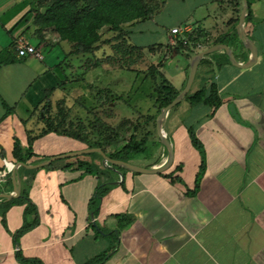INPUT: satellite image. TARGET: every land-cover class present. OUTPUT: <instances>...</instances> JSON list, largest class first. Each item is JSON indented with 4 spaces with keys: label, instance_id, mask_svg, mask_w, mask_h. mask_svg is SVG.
I'll return each mask as SVG.
<instances>
[{
    "label": "crops",
    "instance_id": "crops-1",
    "mask_svg": "<svg viewBox=\"0 0 264 264\" xmlns=\"http://www.w3.org/2000/svg\"><path fill=\"white\" fill-rule=\"evenodd\" d=\"M160 1L150 19L126 25L128 44L149 53L158 48L162 63L172 52L184 56L187 67L176 72L183 87L192 56L214 42L226 44L229 53L213 52L221 64L200 65L190 90L215 82L220 103L182 100L167 112L162 130L174 157L159 173L112 169L98 152L36 168L16 165L0 177V264H264V0H247L245 38L235 28L242 0ZM36 2L0 0V171L5 161L20 162L16 145L22 155L31 151L22 162L28 165L91 148L64 133H42L59 108L66 110L65 127L84 126L92 138L100 136L101 121L111 126L101 117H112L113 102L101 113L100 96L83 95L79 85L89 69L106 68L107 59L84 67L72 43L51 28L38 32ZM150 21L153 35L133 37ZM173 27L199 34L191 53L172 44ZM21 37L41 57L19 56L14 41ZM72 90L82 93L73 97ZM85 101L93 103L87 111L80 105ZM155 114L137 110L128 118ZM148 130L144 149L126 161L153 169L166 162L168 151L156 128ZM108 142L100 146L107 155L116 141Z\"/></svg>",
    "mask_w": 264,
    "mask_h": 264
},
{
    "label": "trees",
    "instance_id": "trees-1",
    "mask_svg": "<svg viewBox=\"0 0 264 264\" xmlns=\"http://www.w3.org/2000/svg\"><path fill=\"white\" fill-rule=\"evenodd\" d=\"M161 4L160 0H37L33 25L37 27L36 30L38 32H41L45 28H51L57 33L60 40L73 44L74 49L72 53L81 54L84 57L92 59V63L89 64H98L102 58L110 59L113 55H109L108 47L112 51L129 54V59L131 60L132 53L141 54L142 49L128 44V33L125 30L126 25L150 19L159 12ZM247 11H249V6L247 7ZM223 41V39L219 40V42ZM198 42L199 34H182L177 36L175 46H178L180 51L191 53V48L196 47ZM123 45L127 46L125 48L128 50L121 49ZM209 46L210 44L207 45V47ZM213 55L214 53L212 52L203 56L199 61L198 67L208 61L214 62L215 66L218 67L221 63L213 59ZM224 56L227 57L225 53ZM145 77H149L154 84L153 99L156 106V114L150 117L137 116L135 120L129 118L122 119L119 125L120 127H124V131L129 132V136L121 148L108 153V156L111 158L126 161L128 159L127 155L141 152L144 149L147 135L150 133L148 126H152L155 129V118L160 109L166 106L180 92L169 83L162 72L154 65L149 66ZM157 77L160 78V82L157 81ZM184 100L192 106L204 104L216 107L220 103L215 82L203 85L192 93L189 92ZM178 105L172 109H175ZM65 113L66 110L59 108L58 113L54 116L50 115L46 120L47 127L43 129L42 133H47L51 130L70 136L75 135L69 133L67 128L69 126L77 127L80 125L69 124L68 127H65ZM42 114H45V111L42 110ZM100 126L101 128L103 126L105 128H116L108 126L102 121ZM82 128L85 129L84 126ZM75 137L77 139L80 138L78 135H75ZM118 137L119 135L116 134L114 141L119 140ZM33 138L30 137V140L32 141ZM109 140L107 138L106 141ZM96 141L97 139L89 146L100 147L101 145ZM191 141L194 145L199 146V141L192 132ZM121 150L128 152L126 156L119 154ZM14 151L16 160L20 162L26 161L25 156L27 152L28 155L31 154V151L26 150L25 156L22 155L20 145H16ZM18 199L24 200L23 196H19ZM94 263L95 261L92 260L87 264Z\"/></svg>",
    "mask_w": 264,
    "mask_h": 264
},
{
    "label": "rangeland",
    "instance_id": "rangeland-1",
    "mask_svg": "<svg viewBox=\"0 0 264 264\" xmlns=\"http://www.w3.org/2000/svg\"><path fill=\"white\" fill-rule=\"evenodd\" d=\"M172 8L173 4L168 5L161 12L162 17H164L166 14H170ZM182 9L183 6L178 7V14L181 13ZM143 27L144 29L142 33L135 31L133 34V37H135L137 40L140 38L145 40L146 37L149 38L151 35H153L155 24L152 21L144 24ZM33 42L35 41L33 40ZM121 47L123 50H128L125 48L127 46L123 45ZM108 48L110 49V47ZM158 50V48H155L151 53L145 50L144 52H141V54L133 52L131 55V60L129 59V54H123L122 52H115L113 50L109 52L110 56L113 55L110 59H101V61L105 60L107 62V64H105L106 66H104L106 68H91L86 71L84 77L79 80V85L82 87L83 95L93 94L94 96H100L99 98L102 99V101L100 103L98 102V104H100L99 108L101 113L105 109H109L107 105L109 100L111 103L113 102L112 105H110V113L112 117L107 118L102 114L103 116L101 117V120L116 128H105V126H103V128L99 129L100 132H102L101 135L99 137L92 138L90 134H87L86 131H84L82 126H69L67 128L69 133L80 136L78 139L75 137V135L72 136L71 139L75 141L74 143H85L86 145H91L93 141L97 139L98 144H100L101 147H104V144L109 143L106 141L107 138H109L111 142H114L115 135L118 134L119 140L112 144L115 146L114 149H119L123 146L125 139H127L129 136V132L124 131V127H120L119 123L121 120L128 118L131 112H135L137 110H156L153 99L154 84L149 77H145V73L149 69L150 65H154L157 68L160 67L164 53L161 51V53H159ZM82 62L84 63V67H87L89 63H92V59H89V57H84ZM187 63L188 61H186L184 56L173 52L170 53L162 63L161 71L163 75L168 77V80L177 91L182 90L183 86L180 85L176 72L179 69L187 67ZM157 81L160 82L159 77H157ZM80 86H77V88H80ZM100 90L101 92H99ZM192 92H194L193 89ZM81 93V91L77 93L76 90H72L73 97H76ZM103 99H106L107 101H104ZM80 105L83 106V108L87 111L88 109L92 108L93 103L85 101L84 103L81 102ZM84 109H82V111H84ZM135 118V116L130 117V119L133 120H135ZM127 153V151L122 150L119 152L121 156H126ZM132 156L133 155L129 154L127 155V158H131Z\"/></svg>",
    "mask_w": 264,
    "mask_h": 264
},
{
    "label": "water",
    "instance_id": "water-1",
    "mask_svg": "<svg viewBox=\"0 0 264 264\" xmlns=\"http://www.w3.org/2000/svg\"><path fill=\"white\" fill-rule=\"evenodd\" d=\"M242 2H243V6L241 9V13L239 15L238 23H237L235 28H236L237 32H239L240 37L245 38L246 35L244 33V30H243V20L246 16V10L248 7V3H247V0H242ZM218 49H223L226 53H229V48L226 44L214 43L213 45L207 47L206 49H204L202 51L195 53L192 56L191 61H190V69H189L188 77H187V80H186V83H185L183 89L166 106H164L160 109L159 113L157 114V116L155 118L156 133L158 135L159 140L166 147V149L168 151L167 160L160 167L148 169L145 167H141V166L132 164V163L125 161V160L114 159V158H111L110 156H108L100 147L88 148V149H84L82 151H77V152H72V153H68V154L54 156V157H51L50 159H48L47 161L40 163V164H36V165H28V164L19 162L17 164H14V166L17 165V166H22V167H26V168H36V167H39L40 165L50 163V162H52L56 159H59V158L73 157V156H77V155H81V154L98 152L102 157V161L104 163H106L112 169H115L114 166H118V167H122L124 169H127L129 171L138 172V173H159V172L165 171L166 169H168L172 165L174 152H173V148H172L170 141L168 140V138L166 137L165 133L162 130V120L166 116L167 112L170 109H172L174 106L181 103V101L184 100L186 95L190 92L192 84H193L195 76H196V72L198 69L200 59L203 56L208 55V54H210V53H212ZM230 57L233 59L232 55H230ZM254 57L256 58L255 52H254ZM13 184H14L15 192L17 193V195H19L20 187H19V183H18L17 179H13ZM2 196L10 197L9 194H2Z\"/></svg>",
    "mask_w": 264,
    "mask_h": 264
},
{
    "label": "built area",
    "instance_id": "built-area-1",
    "mask_svg": "<svg viewBox=\"0 0 264 264\" xmlns=\"http://www.w3.org/2000/svg\"><path fill=\"white\" fill-rule=\"evenodd\" d=\"M184 31H186L185 29H181L179 27H173L170 30V33L172 35H174V39L172 41L173 45H176V38L177 36H179L180 34H182ZM14 46L15 49L17 51V54L19 56H27V55H31L34 57H41V54L37 51V49L35 48L34 45H32L30 42H28L26 39H24L23 37L21 38H17L14 41ZM4 169H2L0 171V177H5L6 175H8L9 173H11L14 170V164L12 162H7L5 161L4 164Z\"/></svg>",
    "mask_w": 264,
    "mask_h": 264
}]
</instances>
